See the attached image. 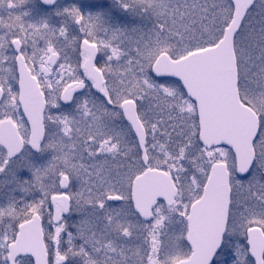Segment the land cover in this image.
<instances>
[{"label": "snow or ice", "instance_id": "1", "mask_svg": "<svg viewBox=\"0 0 264 264\" xmlns=\"http://www.w3.org/2000/svg\"><path fill=\"white\" fill-rule=\"evenodd\" d=\"M0 264H264V0H0Z\"/></svg>", "mask_w": 264, "mask_h": 264}]
</instances>
